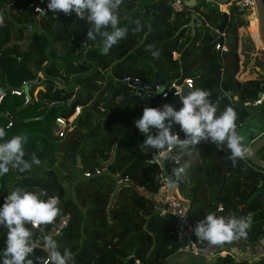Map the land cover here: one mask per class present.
I'll return each instance as SVG.
<instances>
[{"label": "trees", "instance_id": "1", "mask_svg": "<svg viewBox=\"0 0 264 264\" xmlns=\"http://www.w3.org/2000/svg\"><path fill=\"white\" fill-rule=\"evenodd\" d=\"M33 1L17 0L6 6L5 1L0 0V90L6 86V75L13 89H20L24 82L36 79L39 72L44 75L37 85L43 90L38 91L36 102H29L19 109L25 104L21 93L9 92L2 96L0 114L10 113L12 109L18 112L17 117L10 113L14 121L12 129L10 120L0 115V129L5 132L3 140L13 135L27 137L24 158L29 162L33 154L43 162L49 154L58 151L63 162L77 166V154L79 177L72 185V194L67 195L64 181L52 169L39 176L37 165L24 173L10 168L7 174L0 176V189H7L10 183L11 191L23 187L42 198L43 192L37 185L44 184L49 196L59 198L61 211L53 222L39 225V229L30 227L34 239H40L41 244L43 236L50 235L61 252L68 248L72 253V264H124L123 260L132 255L138 264H166L186 246L173 234L172 218L161 217L155 210L154 195L162 185L163 173L154 162L157 151L144 149V137L134 127L144 106L129 99L135 89L117 86L114 82L130 79L150 84L156 69L159 78L169 83L179 78L182 65L192 82L191 90L213 88L218 73L220 88L231 99L236 97L243 103L253 101L264 89L261 85L264 74H257L252 79L239 78L256 60L252 52L245 50L247 44L251 45L249 50H254L250 37L241 39L239 35V30L249 25L248 20L233 3L228 6V24L222 45L225 50H216L215 44H211L216 32L209 25L223 21V12L217 3L202 1L191 8L186 7L183 12L173 13L166 0H155L133 12L135 4L145 0H122L118 26L127 28L128 32L105 55L98 39H88L87 50L81 51L85 44L81 31L87 36L91 27L85 18L78 17L75 12L53 14L46 8V13L54 17L38 19L27 11L28 4ZM162 10L165 11L151 18L150 12ZM192 12L201 17V24L193 35L185 28L175 36L177 30L189 22ZM137 20L142 26L139 32L134 31ZM35 23H38V29ZM28 26L36 31L29 32ZM23 28L27 33L22 32ZM149 45L153 46L152 50L159 51L158 57H152ZM174 52L179 53L176 60L172 59ZM259 67L264 72V61ZM72 78L81 88L75 104L81 108L78 116H74L73 108L65 116L55 114L53 122L46 127L39 121H28L45 114L48 108L45 101L69 100L74 91L59 87L72 86ZM56 83L58 88H55ZM169 99L170 96L162 99L159 95L149 107H161ZM209 99L215 103L218 96L210 93ZM30 104L34 106L28 111ZM247 108L241 111L240 126L236 129L238 134L245 129L246 147L264 133V128L257 134L249 129ZM217 109L218 112L224 110L220 105ZM234 110L237 112L238 109ZM54 111L55 108L48 116ZM61 117L72 120L70 129L62 137L59 134L63 131L56 123ZM175 133L180 139L185 138L179 125H175ZM230 157V150L225 145L204 140L190 150L172 147L165 167L169 173L174 172L175 166L184 169L182 181L175 180V186L188 202L193 230L209 212L218 216L251 217L246 236L237 240L256 242L264 234V202L252 196L261 191L264 198V170L253 166L246 158H235L232 170L222 184L221 177L228 169ZM259 157L264 160V146ZM4 197L0 191V204ZM6 232L7 229L0 226V249L5 246ZM193 239L200 254L212 245L198 239L194 233ZM35 257H40L41 264H50L42 247L34 250V261ZM187 262L193 264L190 260ZM211 264L249 262L235 260L232 253L219 251ZM255 264H264V258Z\"/></svg>", "mask_w": 264, "mask_h": 264}, {"label": "clouds", "instance_id": "2", "mask_svg": "<svg viewBox=\"0 0 264 264\" xmlns=\"http://www.w3.org/2000/svg\"><path fill=\"white\" fill-rule=\"evenodd\" d=\"M121 3L122 0H46V8L53 14L75 12L78 17L85 18L91 26L87 32L88 39H98L102 53L106 55L128 32L127 28L118 26ZM135 25L134 31L142 30L139 20L135 21ZM152 47L148 46L149 51L156 58L160 53L152 50ZM177 96L179 108L169 103L161 107L145 106L142 115L135 119L134 127L144 137L142 145L146 151L155 150L164 156L166 149L177 147L190 150L207 140L212 144L225 145L233 159L245 157L248 146L244 144V136L236 130L238 116L231 106L218 112L217 105L209 99L210 92L201 88L190 90L187 95L177 93ZM174 125H179L184 139H180L178 133H173ZM4 136V130L0 129V140ZM26 142L27 137L23 135H14L0 142V176L7 174L10 168L24 173L30 171L33 165H40V159L34 154L30 162L25 160ZM183 173V168L175 171L176 182L182 181ZM44 196L41 198L36 192L16 187L4 197L0 204V226L6 228L7 232L5 246L0 249V264H41L40 257H35V261L33 259L34 250L41 247L46 251L50 264H72L71 251L65 248L61 252L52 236L44 235L42 244L34 239L30 225L50 224L61 211L58 197L49 196L46 191ZM250 224L251 217L218 216L209 212L196 223L193 231L198 239L220 244L246 236Z\"/></svg>", "mask_w": 264, "mask_h": 264}, {"label": "water", "instance_id": "3", "mask_svg": "<svg viewBox=\"0 0 264 264\" xmlns=\"http://www.w3.org/2000/svg\"><path fill=\"white\" fill-rule=\"evenodd\" d=\"M5 1V5L8 6L14 2H16L17 0H4ZM154 0H148L145 4H143L140 9L142 7H144L146 4L152 2ZM216 3H221V4H225L228 3L229 0H212ZM254 5H255V10H256V16L258 19V31H259V37H260V41L264 50V0H254ZM165 10L163 11H153L150 12V16L155 17L156 15H159L161 13H163ZM2 12V11H1ZM53 15H49L47 13H42L38 16V18H53ZM195 22H200V17L198 16V14L192 12L190 14V19L189 22L180 27L176 34L178 35L179 32L185 28H189L192 31L194 30L195 27ZM76 23H78V21L76 20ZM228 24V14L226 12H223V21L220 24H214L211 23L209 25V27L211 29H213L216 32V36L214 37V39L212 40L211 44H215L218 45L219 47H221L223 45V41H224V33L226 30ZM36 26V25H35ZM36 31V29H35ZM81 35L84 37L85 39V47L82 48V52H85L87 49V45H88V37L86 35H84L81 31ZM0 69L1 66H0ZM181 74L179 76L178 79L171 81L174 82L175 85L180 87V94L181 95H187V93L191 90V88H189L186 84H184V80L188 77L187 74L184 71L183 66L181 65ZM3 71V70H2ZM155 71V76H154V80L150 83V84H144L142 82L136 81V80H128V81H115V85L117 86H129L132 87L133 89H135V93L129 97L130 100H134L137 101L139 103H141L144 107L145 106H150L151 102L153 100H155V98L157 96L160 95V89L164 88L168 82L159 78L156 69H154ZM44 78L43 72L41 73V76L37 77L34 80H30L27 82H24L22 87L20 89H17L18 91H23L24 95L26 98L30 97L29 94V90L31 86L34 85H38L42 79ZM169 82V83H171ZM71 83L72 86L68 87L70 90L74 91L73 96L69 99V100H64V101H59V102H54L51 103L49 101H45V103L48 106L47 111L45 112L43 117H37V118H32L29 119L28 121H33V120H40L42 118H46L48 117L50 111L56 107H61V106H66L68 108L67 113H70L71 110L73 109V107L75 106L79 93L81 91V88L76 86V83L74 81V78L71 79ZM58 83H56L55 88H57ZM15 89H13L10 85H9V78L6 75V86L2 91V94H0V98L2 97V95L9 93L11 91H13ZM210 93H214L218 96V100L215 102L216 105H220L223 109L225 107L231 106L233 109L237 108V121H236V125H237V130L240 126V116H241V111L244 109V103L238 99H230L226 93H224L221 88H220V75L217 73L216 74V81H215V85L213 88L208 90ZM31 103H33L32 100H30ZM29 103V102H28ZM26 103V104H28ZM169 103V104H175L177 106V108L180 107V100H179V96H176L172 99L169 100H165L164 104ZM8 119L10 120V125L9 127L12 129L14 121L11 119L10 116H8ZM68 130L67 127L64 128V132H66ZM173 133H175V125L173 126L172 129ZM14 136V135H13ZM12 138V137H11ZM10 138V139H11ZM262 146H264V133L257 139H255L249 146H248V153L245 155V158L247 159V161H249L253 166L264 170V160H262L259 157V151L261 150ZM170 153L166 151V154L164 156H158L155 159V163L160 167L164 179L165 181L171 183V185L175 184V171L178 169L177 166L174 167V172L173 173H169L165 167V161L168 159ZM232 160L233 158L230 157L228 160V169L226 171V173L221 177L222 179V184L225 183L227 176L230 174L231 170H232ZM79 162V159L76 158V163ZM38 188L41 189V191L43 192V196L42 198H45L44 193H45V186L44 184L42 185H37ZM173 189L176 188V186H172ZM253 199H260L262 202H264V198L262 197V193L261 191H259L258 193H256L255 195L252 196ZM124 264H138L135 261L134 255H132L131 257H129L126 260H123Z\"/></svg>", "mask_w": 264, "mask_h": 264}, {"label": "built area", "instance_id": "4", "mask_svg": "<svg viewBox=\"0 0 264 264\" xmlns=\"http://www.w3.org/2000/svg\"><path fill=\"white\" fill-rule=\"evenodd\" d=\"M45 3L46 0H34L33 2L28 4L27 11H30L35 16H39L42 13H46ZM232 3L237 7L238 11H240L243 14V17L245 19L250 21L252 16L256 17L254 0H229L228 3L225 4L217 3V4L221 12H226L228 6H230ZM167 6L174 13L183 12L184 9L187 7L185 5L184 0H167ZM40 9L44 10V12L41 11ZM257 27H258V22H257ZM28 31L29 32L35 31V28H32V26H28ZM220 48L225 50L224 46L219 47L218 45H215L216 50H219ZM128 80L130 79H126L125 81ZM183 83L186 84L189 88H191L192 82L189 78H186ZM261 85L264 88V80L261 83ZM179 92H180V87L175 85L174 82H171L168 83L164 88L160 89V96L162 99H167L169 98V96L172 99L176 97L177 93ZM10 93L15 95H20L21 93V95L24 96L25 104L30 102L31 100V97L29 98L25 97L23 91H18L17 89H15ZM36 93L37 92L35 93L33 92V95H35ZM255 106L261 107L264 110V89L261 91V93L255 100L244 103V107H255ZM73 108H74V116H78L81 108L79 106H75ZM71 121L72 120L67 121L65 118L62 117L56 119V123L60 126V128L63 131V133L59 134L61 137L64 135V133H66L64 132L65 127H67L68 130L70 129ZM171 149L172 148L166 149V151L170 153ZM158 156H161L159 152H157V157ZM177 164L178 161L176 160L175 165ZM85 175L88 176V174ZM161 182L162 185L159 187L157 193L154 195L156 201L155 204L156 212L161 217L169 216L172 218L173 226H174L173 234L179 240L183 241L186 246L179 249V251H188L193 255H198L199 249L197 243L193 239V233H194L193 226L191 225L187 211L188 202L184 198H182V196H180L176 188L175 189L172 188L171 183L165 181L164 176L162 175H161ZM31 227L34 229H39V225L31 226ZM261 258H264V254L259 259ZM249 264H255V261H251Z\"/></svg>", "mask_w": 264, "mask_h": 264}, {"label": "rangeland", "instance_id": "5", "mask_svg": "<svg viewBox=\"0 0 264 264\" xmlns=\"http://www.w3.org/2000/svg\"><path fill=\"white\" fill-rule=\"evenodd\" d=\"M196 1L198 3H200L202 1L207 2L208 0H196ZM208 5L212 6V4H208ZM24 22H25L24 24H26V21H24ZM248 23H249L248 29H246L245 31H241L240 35H242V37H244V38H246V36L250 37L251 41L254 44V50H252V51L249 50V48H251V45H249V44L246 45L245 50L252 52V55H254V57L256 56V60H253V63L255 61V64L251 63L245 70H243V73L239 77L240 79H244L245 77L252 79V78H255L257 74L258 75L264 74L263 68L259 67V65L261 63H263V61H264V50H263V47L259 43V40H258L257 22L254 18H252L250 21L248 20ZM37 28H38V26H37ZM22 32L27 33V29L23 28ZM31 87H32L31 88V91H32V99L31 100L36 102L37 98H38V96H37L38 91L43 90V89H38L40 86H37V85H36V87H34V86H31ZM33 92L34 93L37 92V93L35 95H33ZM9 98L14 99L13 97H9ZM26 105L27 104H23L19 109L24 108ZM33 106H34L33 104H30L28 111H30L31 108H33ZM67 110H68V108L66 106L56 107L54 114H52L51 116H48L46 118H42L40 120H35V121H39V123L41 122L44 127L49 126L51 124V122H53V116L55 114L65 116L67 113ZM247 110L250 113V120L248 123L249 129H251L254 134H257L261 129L264 128V110L258 106L249 107V108H247ZM17 112H18L17 109H15V110L12 109L10 113L12 114V116L14 115L17 117ZM10 113L6 112V113L0 114V115H3L5 118L8 119V116L12 117ZM43 116H44V114L42 116H38V117H43ZM0 123H1V120H0ZM241 130L243 132L241 131L239 134L243 136L245 129L242 128ZM47 131L51 132L50 129H48ZM39 134L41 135L42 133H39ZM76 158L79 159V156L77 154H76ZM79 162H80V160H79ZM79 162L76 163L77 166H73L71 164L65 163L62 161L61 156L59 155L58 151H54V153L49 154V156H47V159L45 161L41 162L40 165L36 166V169H37L39 176L45 175V173L49 169H52V171H54V173H56L57 177L61 178L64 181V186H65V189L67 191V195H70V194H72V185L76 181V179H78V177H79L78 172H77V167L79 166ZM8 185L9 186L7 189H5V188L0 189V191H2V193L5 196L11 192V184L9 183ZM179 253L180 254H177V256L170 257L169 260H167L166 264H188V262H186V261H188L190 259H195V258H197L196 260H197V262H199V264H206L205 258L200 256V255L199 256L193 255V254L186 252V251H179Z\"/></svg>", "mask_w": 264, "mask_h": 264}, {"label": "crops", "instance_id": "6", "mask_svg": "<svg viewBox=\"0 0 264 264\" xmlns=\"http://www.w3.org/2000/svg\"><path fill=\"white\" fill-rule=\"evenodd\" d=\"M148 0H145L143 1L141 4L137 5L135 4V11L133 12H136L138 10H141V9H144L147 4L142 7L140 9V7L145 4ZM155 1V0H154ZM209 1V0H208ZM185 2V5L189 8L195 6L196 4H198V2L196 0H184ZM166 3H167V0H166ZM149 4V3H148ZM163 11V10H162ZM173 12V11H172ZM174 13V12H173ZM199 16V15H198ZM200 17V16H199ZM39 19V18H38ZM41 19V18H40ZM78 21V20H77ZM201 24V17H200V22H195V27H194V30L192 31L191 29L190 30V34L193 35L195 29L197 26H199ZM36 27L38 26V23H35ZM33 27H35L34 25H32ZM38 29V28H36ZM246 29H248V26L245 27V28H242L239 30V35L241 33V31H245ZM175 36H177V34H175ZM83 37V36H82ZM241 39H243L242 35H240ZM88 46V45H87ZM84 47H85V44H84ZM82 50V49H81ZM87 50V49H86ZM179 58V53L178 52H174L172 53V59L173 60H176ZM181 72V70H180ZM41 73L42 72H39L37 75L38 77L41 76ZM200 73L199 72H196L197 76L198 74ZM245 79H248L245 77ZM65 87V89H69L68 85H63ZM31 88L30 87V90L29 92L31 93L32 95V91H31ZM38 89H43L42 86H40ZM29 93V94H30ZM228 97L229 95L226 94ZM230 98V97H229ZM231 99V98H230ZM233 99H237L236 97H234ZM263 134V133H262ZM260 134V136L262 135ZM259 136V137H260ZM258 137V138H259ZM257 139V138H256ZM254 141V140H253ZM252 141V142H253ZM8 188V187H7ZM219 251H222V252H230L233 254L235 260H241V259H246L249 263L251 261H255L257 262L259 260V258L264 254V234L263 236L256 242H246L244 240H237V239H234V240H231V241H224L220 244H212L208 247H206V250L203 254H200V251H199V255L204 257L205 258V262L206 264H211L214 260V256L217 252ZM177 254H180L179 251L177 253H175L173 256H177ZM172 257V256H171ZM197 258L195 259H190V262H192L193 264H198L199 262H197L196 260ZM169 260V259H168ZM187 262V261H186Z\"/></svg>", "mask_w": 264, "mask_h": 264}, {"label": "bare ground", "instance_id": "7", "mask_svg": "<svg viewBox=\"0 0 264 264\" xmlns=\"http://www.w3.org/2000/svg\"><path fill=\"white\" fill-rule=\"evenodd\" d=\"M252 18H254V19L256 20V22H258L257 16H256V17L252 16L251 19H252ZM257 34H258V38H259V41H260L259 31H258V30H257ZM260 43H261V41H260Z\"/></svg>", "mask_w": 264, "mask_h": 264}, {"label": "flooded vegetation", "instance_id": "8", "mask_svg": "<svg viewBox=\"0 0 264 264\" xmlns=\"http://www.w3.org/2000/svg\"><path fill=\"white\" fill-rule=\"evenodd\" d=\"M59 87V84H58V86H57V88ZM59 89H65V87L63 86V85H61L60 87H59Z\"/></svg>", "mask_w": 264, "mask_h": 264}]
</instances>
